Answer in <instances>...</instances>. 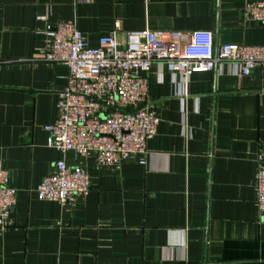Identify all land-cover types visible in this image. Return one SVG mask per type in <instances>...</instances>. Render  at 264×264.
<instances>
[{"label":"crops","instance_id":"1","mask_svg":"<svg viewBox=\"0 0 264 264\" xmlns=\"http://www.w3.org/2000/svg\"><path fill=\"white\" fill-rule=\"evenodd\" d=\"M254 1L0 0V164L17 190L0 264H264L255 190L264 65L244 77L225 63L181 79L153 63L139 107L158 125L145 153L99 167L94 155L47 146L43 127L58 118L68 71L39 50L65 22L91 45L116 31L124 46L127 32L150 30L209 34L214 48L264 46V23L243 15ZM60 159L88 172L89 192L38 200L36 186Z\"/></svg>","mask_w":264,"mask_h":264},{"label":"built area","instance_id":"2","mask_svg":"<svg viewBox=\"0 0 264 264\" xmlns=\"http://www.w3.org/2000/svg\"><path fill=\"white\" fill-rule=\"evenodd\" d=\"M243 13L248 21L264 23V0L247 3ZM45 19L37 17L41 22ZM45 35V45L39 49L42 59L62 64L68 71L67 86L59 95L58 118L43 127L46 144L63 154L94 155L99 167L145 153L146 142L158 125L147 107H139L146 100V74L153 63L164 65L181 79L225 63L234 64L244 77L264 65V46L223 44L214 48L209 34L129 31L120 46L113 31L91 45L73 22H65ZM89 190L88 172L60 159L35 192L40 201L64 204ZM255 190L264 221L263 157L258 160ZM16 200L17 190L8 185V174L0 164V228L9 225V211Z\"/></svg>","mask_w":264,"mask_h":264},{"label":"water","instance_id":"3","mask_svg":"<svg viewBox=\"0 0 264 264\" xmlns=\"http://www.w3.org/2000/svg\"><path fill=\"white\" fill-rule=\"evenodd\" d=\"M13 210H14V208H13V207H11V208H10V211H9V213H12V212H13Z\"/></svg>","mask_w":264,"mask_h":264}]
</instances>
